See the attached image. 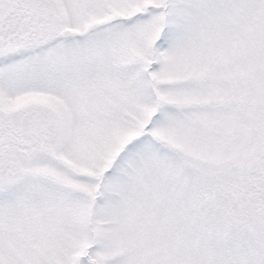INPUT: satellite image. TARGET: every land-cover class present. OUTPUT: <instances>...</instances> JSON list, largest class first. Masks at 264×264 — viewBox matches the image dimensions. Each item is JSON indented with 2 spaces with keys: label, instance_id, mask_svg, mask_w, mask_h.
I'll return each instance as SVG.
<instances>
[{
  "label": "rangeland",
  "instance_id": "obj_1",
  "mask_svg": "<svg viewBox=\"0 0 264 264\" xmlns=\"http://www.w3.org/2000/svg\"><path fill=\"white\" fill-rule=\"evenodd\" d=\"M27 3L0 0V264H264V0Z\"/></svg>",
  "mask_w": 264,
  "mask_h": 264
},
{
  "label": "water",
  "instance_id": "obj_2",
  "mask_svg": "<svg viewBox=\"0 0 264 264\" xmlns=\"http://www.w3.org/2000/svg\"><path fill=\"white\" fill-rule=\"evenodd\" d=\"M29 2L32 3V4H37V3L40 2V0H29ZM70 32H71L70 28L63 27V28L60 29L59 34L61 36H67L68 34H70ZM89 216H90V213H89Z\"/></svg>",
  "mask_w": 264,
  "mask_h": 264
},
{
  "label": "flooded vegetation",
  "instance_id": "obj_3",
  "mask_svg": "<svg viewBox=\"0 0 264 264\" xmlns=\"http://www.w3.org/2000/svg\"><path fill=\"white\" fill-rule=\"evenodd\" d=\"M27 4H28V6L30 7V8H33V9H36V8H38V7H40V5L42 4V0H40V2L39 3H37V4H32V3H30L29 2V0H27ZM45 15H47V13H44ZM63 27H68V26H63ZM62 28V27H61ZM60 28V29H61ZM70 28V27H69ZM60 29H59V31H60ZM72 30V29H71ZM72 34V31H71V33L70 34H68L67 36H64V37H62V38H66V37H69L70 35ZM74 34H77V32H75ZM59 36H60V34H59ZM61 37V36H60Z\"/></svg>",
  "mask_w": 264,
  "mask_h": 264
},
{
  "label": "trees",
  "instance_id": "obj_4",
  "mask_svg": "<svg viewBox=\"0 0 264 264\" xmlns=\"http://www.w3.org/2000/svg\"><path fill=\"white\" fill-rule=\"evenodd\" d=\"M245 191H247L246 189H245ZM221 205V204H220ZM230 206H232V208H236V202H235V200L230 204ZM234 206V207H233ZM221 208H223V206L221 207ZM224 209V208H223ZM231 209V208H230ZM224 210H227V209H224Z\"/></svg>",
  "mask_w": 264,
  "mask_h": 264
}]
</instances>
